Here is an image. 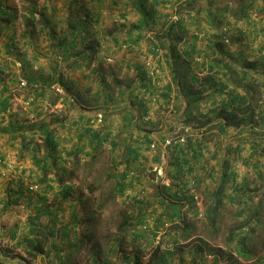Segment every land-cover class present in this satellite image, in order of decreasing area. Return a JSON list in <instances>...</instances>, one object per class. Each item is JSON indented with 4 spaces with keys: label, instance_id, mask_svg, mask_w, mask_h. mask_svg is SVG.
Wrapping results in <instances>:
<instances>
[{
    "label": "crops",
    "instance_id": "obj_1",
    "mask_svg": "<svg viewBox=\"0 0 264 264\" xmlns=\"http://www.w3.org/2000/svg\"><path fill=\"white\" fill-rule=\"evenodd\" d=\"M13 1L0 0V264L80 263L87 212L74 167L101 149L110 151L111 177H127L123 194L135 188L140 205L148 182L157 223L180 220L168 231L177 245L169 262L202 264L213 250L233 255L236 239L227 249L211 241L230 228L251 247L240 264H264V0H125L110 16L70 9L56 20L39 11L32 23L30 6L17 25ZM185 5L194 19L171 22ZM222 27L229 44L220 42ZM63 37L71 44L59 48ZM174 42L184 60L173 66ZM232 110L239 125L223 120ZM46 131L54 151L45 148ZM177 136L185 142L163 146ZM132 238L126 252L117 236L123 252L112 247L89 264L142 262L141 237ZM191 240L186 260L178 244Z\"/></svg>",
    "mask_w": 264,
    "mask_h": 264
},
{
    "label": "rangeland",
    "instance_id": "obj_2",
    "mask_svg": "<svg viewBox=\"0 0 264 264\" xmlns=\"http://www.w3.org/2000/svg\"><path fill=\"white\" fill-rule=\"evenodd\" d=\"M69 1L70 0H14L10 6L19 11L14 14L13 23L17 25V23L20 22L18 18L21 17L22 14L26 12L25 9L30 6H34V11L38 15V12L40 11L43 15H47L48 18L52 17L53 19L55 17L57 20L62 16L65 17V14L68 15L70 9L76 11L81 9L84 11L87 8H91L92 10L98 11L100 14L106 13L105 16L122 13L124 8L123 3L125 2V0H101L100 3H95L96 0H79L78 3L75 0H71L72 2ZM191 12L194 13L193 11ZM107 22L112 24L113 21L111 18H108ZM110 156V151L107 149L99 150L93 157H84L83 155H80V159L89 160L87 162H80L76 164V167H74L75 172L79 177L78 188L80 190L85 189L84 191L86 192V200L82 202V205L87 212L86 225L81 234L85 238V244L82 245L84 248L80 258V263L78 264H89V259L92 256H95V258L99 259L100 257H103L107 251H110L112 247V252L115 254L119 252L122 253L123 251H119V246L117 243H115L117 236L121 237L122 242L126 244V250L124 251L127 252L129 247H131L129 245L130 242L134 241L132 234L141 237V239L136 240L140 243L138 246L136 245L137 249H139L136 251H138L140 254V260L142 261L139 263L149 264V259L156 250L153 235L151 236L155 230V226L157 225L158 228L162 226L161 229L157 230L162 235V247H160L161 252L169 251L167 249H170L171 251L176 248V244L168 247L171 245L167 240L168 231H177L180 220L177 218H172L170 221L169 219H166L162 222L163 224L161 222L157 223L158 215H160L161 212H159V214L157 212L160 209L158 207V201L150 197V193H148L150 189L148 182L141 185L144 187L140 189V193L141 191H144L145 193L143 195L145 197L140 200V205L134 200L135 192H137L135 188L126 190L125 194H114L113 189L115 187V178H113L114 173L112 171L114 165L111 164ZM74 164L75 163H73L71 166H75ZM119 173L120 172H117V174ZM120 176L121 175L119 174V177ZM193 185H195V183ZM196 197L197 201L194 203V206L197 210V216L194 221L196 222V229H199L201 232H203L200 229V227H202L200 220L204 217L205 208L201 196L196 194ZM138 207L139 209H137ZM149 213H153L156 216L154 225L151 226L149 230H142L140 224L138 225L136 221L139 218H142L143 220L145 215ZM126 219L128 220L126 221L128 222V225L125 227L123 232H119V226L124 223ZM238 222V220H234L232 221V224H237ZM224 223L225 222H223V224ZM229 229L230 228H224L222 234L219 236H212L213 238L211 241L214 243V246L217 247V245H220L223 246V248H226L225 242L228 241L230 232ZM131 230H133V232H131ZM128 240L130 242H127ZM191 243H194V240H191L190 243L186 245L178 244V247L182 249L181 251L183 256H186V260L191 259V254L187 253L189 252L188 249L191 248ZM197 244L199 245L200 243ZM215 257H217L221 264H227L234 258L227 252V250H225V252L222 250V252H217L214 254H209L208 251L202 253L204 264H211ZM169 258L170 257H168V259ZM181 263L183 262H181L179 258L176 257L175 261L171 260L169 262L168 260V262L165 264Z\"/></svg>",
    "mask_w": 264,
    "mask_h": 264
},
{
    "label": "trees",
    "instance_id": "obj_3",
    "mask_svg": "<svg viewBox=\"0 0 264 264\" xmlns=\"http://www.w3.org/2000/svg\"><path fill=\"white\" fill-rule=\"evenodd\" d=\"M187 6L188 5H185L183 8L187 9ZM31 8H33V7H31ZM177 12H180V11L177 10ZM185 12L189 13V12H191V10L187 9V10H185ZM34 14H35L34 10H33V12L30 11V15H31V18H32L31 19L32 20L31 23L34 21V18H35ZM40 20H42V22ZM191 20H193V19H191ZM38 22H41V24L43 23L45 25H48L47 20L45 18H43V17H40ZM178 23H181V22H178ZM52 34L54 35L53 32H52ZM54 37H55V35H54ZM176 43L177 42H174L170 46V52H169L170 60L169 61H170L171 65H173L172 63L176 64L178 62H183V60H184L183 57L181 56V54L176 49ZM69 44H71V42L68 41V39H66V37H63L61 39V41H59L58 47L59 48H63V47L66 48ZM123 44H126V43H123ZM161 46L162 45H159V46L157 45V46H154V47L156 49V48H159ZM224 88L226 89V87L224 86V87H222L221 91H223ZM226 92H228V90ZM224 113L225 114L223 115V120L225 121V124H227V125H239V122H235L234 123V121H232V120L238 119V115L236 114L237 113L236 110H232L230 112H224ZM44 135H45V141H44L45 148L47 149L48 152L54 151L55 150V144H54V139H53L52 132L46 131L44 133ZM128 174H127V176H128ZM126 179H127L126 175H123V176H120L117 179L116 178L114 179L115 180V187L113 189V193L114 194H119V195L123 194V192L125 191V189L128 186L127 183H126ZM84 190L83 189L82 190L79 189V198L82 201L86 200V193H85ZM191 198H192V201L194 203V196L192 195ZM216 199H217V197H216ZM215 206H217V204ZM213 210H214V207L212 209V215L214 214ZM126 221H128V220L126 219L124 221V223H122L119 226V232H123L125 230V227L128 225V223ZM142 222L143 221H141L140 218L136 221V223L138 225L139 224L141 225ZM152 235L154 236L155 232ZM237 235H239V234H237L235 229L230 230L227 243H229V245H230L231 244L230 242H233L235 239H236V242L233 245V249H232V253H233L232 256H234V258H233V260L231 262H229L227 264H240V260H247L251 256V247H250V244H248V242H247V237H245V236H237ZM173 245H174V243H173ZM214 252H216V251H214V250L210 251L209 254H214ZM169 254L173 255L174 253H173L172 250L171 251L169 250V251L161 252L160 248L156 247L155 252L151 255V257L149 259V264H165V263L168 262V255ZM203 261H204V259H203ZM135 264H140V263L138 261L137 262L135 261ZM181 264H183V263H181ZM211 264H218V260L216 259V257H215V259H213Z\"/></svg>",
    "mask_w": 264,
    "mask_h": 264
},
{
    "label": "built area",
    "instance_id": "obj_4",
    "mask_svg": "<svg viewBox=\"0 0 264 264\" xmlns=\"http://www.w3.org/2000/svg\"><path fill=\"white\" fill-rule=\"evenodd\" d=\"M194 17H195V15L192 12L187 13V12H177V11H175L171 15L170 21L173 22V23L185 22V21H189L191 19H194ZM220 41L222 43L229 44V35H228V28L227 27H222L221 28V31H220ZM127 47H129V46L126 45V44H123L122 45V48H127ZM154 53H155V56H156V59L157 60L162 59V56H161L162 55V52H161V50L159 48H156L154 50ZM150 76L152 77L153 74L150 73ZM19 86L21 88H26L28 86V80L25 79V78L24 79H21L20 82H19ZM34 87H36V85ZM52 88H55V86L53 85ZM227 90L228 89L226 88L225 89V92ZM184 142H185L184 137L177 136V137H175V138H173L171 140L168 139V140L164 141L163 146L164 147L176 146V145H179V144L184 143ZM150 147L153 148L154 145H151ZM0 163H1V159H0ZM142 194H144V191H141V195ZM196 201H197V197L194 196V202L196 203ZM155 220H156V216L153 213H149V214L145 215V217L143 219V222L140 225L141 228H142V230H149V228L154 225ZM153 238H154V243L156 245L155 247H159V248L162 247L161 246L162 235L158 231L155 232V235L153 236ZM170 244L171 245H169L168 247L173 246V243L170 242ZM167 250H170V249H167Z\"/></svg>",
    "mask_w": 264,
    "mask_h": 264
}]
</instances>
